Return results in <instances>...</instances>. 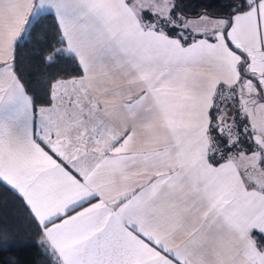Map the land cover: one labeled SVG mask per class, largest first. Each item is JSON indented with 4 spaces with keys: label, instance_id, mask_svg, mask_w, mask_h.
Wrapping results in <instances>:
<instances>
[{
    "label": "snow or ice",
    "instance_id": "6c2138e0",
    "mask_svg": "<svg viewBox=\"0 0 264 264\" xmlns=\"http://www.w3.org/2000/svg\"><path fill=\"white\" fill-rule=\"evenodd\" d=\"M196 7L0 0V248L264 264V0Z\"/></svg>",
    "mask_w": 264,
    "mask_h": 264
},
{
    "label": "trees",
    "instance_id": "16d2710c",
    "mask_svg": "<svg viewBox=\"0 0 264 264\" xmlns=\"http://www.w3.org/2000/svg\"><path fill=\"white\" fill-rule=\"evenodd\" d=\"M191 2L197 5L195 10L200 11L205 4L211 3V0H191ZM8 200L11 206L12 198L8 197ZM27 235L29 234L22 232L20 233V238ZM31 235L34 240L35 234L32 233ZM12 261H16L18 264H38V262L39 264H46V261L39 255L38 249L32 240H28L26 243L17 242L15 244H8L0 248V264H12Z\"/></svg>",
    "mask_w": 264,
    "mask_h": 264
}]
</instances>
